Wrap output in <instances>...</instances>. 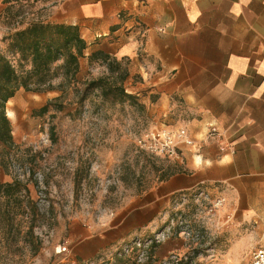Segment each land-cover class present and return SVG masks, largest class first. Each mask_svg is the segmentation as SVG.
Returning <instances> with one entry per match:
<instances>
[{
  "label": "rangeland",
  "instance_id": "obj_1",
  "mask_svg": "<svg viewBox=\"0 0 264 264\" xmlns=\"http://www.w3.org/2000/svg\"><path fill=\"white\" fill-rule=\"evenodd\" d=\"M61 1L28 8L26 21H48ZM16 27L0 19L1 47ZM133 71L109 57L78 78L106 83L110 78L132 98L122 97L118 89L103 96V87L84 93L82 84L79 91L70 86L65 94L21 91L8 103L7 111L15 113L9 118L18 149L0 178L28 181L20 195L24 205L33 200V209L17 211L9 226L0 224V264H246L264 249V219H246L224 196H219L226 198L219 208L214 206L218 197L204 200L195 192L157 201L161 184L188 169L187 155L152 154L138 146V138L184 127L176 121V110L167 116L155 111L154 96L140 88L143 77ZM61 95L47 114H35ZM61 103L65 107L58 109ZM151 202L153 210L144 212ZM88 226L96 247L91 251L86 246L93 243L85 245L83 237ZM101 236L108 241L96 246Z\"/></svg>",
  "mask_w": 264,
  "mask_h": 264
},
{
  "label": "crops",
  "instance_id": "obj_2",
  "mask_svg": "<svg viewBox=\"0 0 264 264\" xmlns=\"http://www.w3.org/2000/svg\"><path fill=\"white\" fill-rule=\"evenodd\" d=\"M130 17L141 32L127 30ZM48 21L79 26L87 40L78 78L102 63L93 53L128 63L155 111L176 110L198 142L180 149L188 169L161 184L157 201L204 190L264 219V0H62ZM211 125L222 136L208 137Z\"/></svg>",
  "mask_w": 264,
  "mask_h": 264
},
{
  "label": "trees",
  "instance_id": "obj_3",
  "mask_svg": "<svg viewBox=\"0 0 264 264\" xmlns=\"http://www.w3.org/2000/svg\"><path fill=\"white\" fill-rule=\"evenodd\" d=\"M51 1H3L6 7L0 12V19H4L9 25L20 27L11 29L2 40L5 47L0 46V173L9 170L17 158L18 144L14 138L7 105L19 92L61 91L65 94L70 86L79 91L80 85L85 84L84 93L90 89L103 87V96L107 97L118 89L122 97L132 98V95L126 93L123 85L110 83V78L107 79L108 83L103 79L90 82L78 79L80 59L85 56L88 48V42L79 26L51 23L41 19L26 21L28 8L33 10L38 4H47ZM108 58L109 56L101 53H93L91 62L98 59L103 62ZM61 98L62 95L35 111V114H47L50 106L58 103ZM85 98V94L82 95L79 102H83ZM64 107L62 103L57 105L58 109ZM79 176L80 171L77 173V183L81 182ZM23 183L28 181L16 177L12 182H3L0 178V224L5 223L9 226L14 222L17 211L23 208L33 209L32 199L25 205L21 199ZM34 229L35 226L31 225L29 233L34 234ZM120 255L125 257L123 253ZM120 255L116 256L118 260L122 259Z\"/></svg>",
  "mask_w": 264,
  "mask_h": 264
},
{
  "label": "built area",
  "instance_id": "obj_4",
  "mask_svg": "<svg viewBox=\"0 0 264 264\" xmlns=\"http://www.w3.org/2000/svg\"><path fill=\"white\" fill-rule=\"evenodd\" d=\"M129 21H132L133 23L127 24L126 28L128 31H142L141 23L137 20H133L131 17L127 19L126 22L129 23ZM220 136H222L220 129L215 125H211L208 137ZM137 142L138 146L142 150H146L152 154L169 157L178 156V153L183 146H196L198 144L187 128H181L178 130L162 129L161 131H149L141 135ZM196 197L209 200L211 195L204 190H200L196 192ZM225 203L226 198L218 197L215 200L214 206L215 208L223 207ZM246 264H264V249L255 251L252 259Z\"/></svg>",
  "mask_w": 264,
  "mask_h": 264
},
{
  "label": "bare ground",
  "instance_id": "obj_5",
  "mask_svg": "<svg viewBox=\"0 0 264 264\" xmlns=\"http://www.w3.org/2000/svg\"><path fill=\"white\" fill-rule=\"evenodd\" d=\"M11 101H12V100H11ZM11 101H9V103H11ZM7 112H8V116H9L10 118L14 117L15 113H14L13 111L8 110Z\"/></svg>",
  "mask_w": 264,
  "mask_h": 264
}]
</instances>
